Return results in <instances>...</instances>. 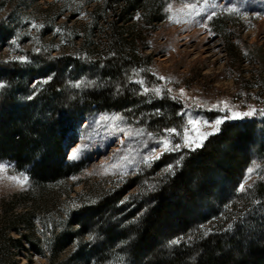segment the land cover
<instances>
[{"label":"trees","instance_id":"trees-1","mask_svg":"<svg viewBox=\"0 0 264 264\" xmlns=\"http://www.w3.org/2000/svg\"><path fill=\"white\" fill-rule=\"evenodd\" d=\"M103 6L113 21L100 58L88 59L80 48L78 55L39 53L26 61L0 60V159L27 172L30 190L25 196L36 204L81 169V164L67 162L63 141L92 113L131 109L140 124L154 131L179 123L176 105L133 81L146 62L130 54L120 26L137 12L148 24L162 21L163 0H104ZM11 33L1 22L0 42ZM260 136L264 120L225 123L201 149L155 181L139 217L119 205L126 191L139 186L138 178L73 210L67 229L53 237L50 264H56L59 250L72 245L59 264H264V182L243 193L237 190L244 169L263 154ZM165 159L153 172L163 168ZM34 211L15 213L12 204L2 208L0 264H19L16 257L28 250L26 244L43 254L39 239L29 233Z\"/></svg>","mask_w":264,"mask_h":264},{"label":"rangeland","instance_id":"rangeland-1","mask_svg":"<svg viewBox=\"0 0 264 264\" xmlns=\"http://www.w3.org/2000/svg\"><path fill=\"white\" fill-rule=\"evenodd\" d=\"M163 2L162 21L148 24L137 12L120 26L130 43V54L146 62L133 81L176 105L178 125L154 131L140 124L131 109L92 113L63 141L67 162L81 164V169L51 187L52 195L38 204L25 196L30 190L27 172H18L13 162L0 159L5 166L11 165L0 171V216L7 204L14 206L15 213L36 208L29 233L35 241L39 239L36 245L43 254L26 244L28 250H21L16 257L19 264H50L53 237L67 229L73 210L119 192L137 178L139 186L126 191L119 205L139 217L155 181L175 170L185 155L201 149L225 123L264 120V0ZM187 4L196 6L192 16L187 15L192 11ZM103 5L104 0H0V23L12 32L0 42V60L26 61L39 53L78 55L80 48L88 59L100 58L113 21L111 12H103ZM209 14H213L211 19H207ZM46 79L34 80L31 87ZM247 112L252 114L229 119L235 113ZM217 119L223 121L219 126ZM205 133L211 135L201 140ZM260 137L264 143V136ZM165 139L168 150L160 144ZM196 143L201 146L196 147ZM177 144L179 150H173ZM73 149L80 150L76 159L69 158ZM163 158V168L153 172ZM253 159L237 184L240 193L264 182V151ZM21 174L28 178L23 187L10 179ZM72 247L55 254L56 264L66 261ZM98 264L115 263L108 260Z\"/></svg>","mask_w":264,"mask_h":264},{"label":"snow or ice","instance_id":"snow-or-ice-1","mask_svg":"<svg viewBox=\"0 0 264 264\" xmlns=\"http://www.w3.org/2000/svg\"><path fill=\"white\" fill-rule=\"evenodd\" d=\"M187 8L191 9L192 11H190L189 13H187L188 16H192L195 12V5L193 4H187L186 5ZM212 15L213 14H209L207 16V19H211L212 18ZM177 23H179L180 21H175ZM35 27V25H33ZM161 79H164L163 77H161ZM181 93H183V90H181ZM252 112H247V113H243V114H240V113H235L233 114L231 117H229V119H239L241 118V116H248V115H251ZM223 121L221 119H217L215 121V124L217 126H219ZM190 123H194V121H190ZM217 130H218V127H217ZM170 132H175V130H169ZM207 135H211V133H205V134H202L200 139L203 140ZM187 144L191 145V141H186ZM161 146L165 149V150H168V146H169V141L167 139L163 140L160 142ZM196 147H200L201 145L199 143H196L195 145ZM180 148V145L177 144V145H174L173 146V150H179ZM79 149H73V151L71 152L69 158L70 159H76L78 158V154H79ZM8 167H11V165H7L5 166L4 164L0 163V171H6ZM10 179H12L13 181H15L16 183H18L21 187H23L27 181H28V178L27 176L21 174L19 177L17 176H12L10 177ZM241 190H243V187H241ZM173 243H176V241H174Z\"/></svg>","mask_w":264,"mask_h":264}]
</instances>
